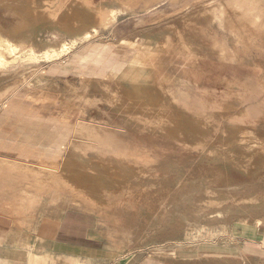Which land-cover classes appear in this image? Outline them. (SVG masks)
Returning <instances> with one entry per match:
<instances>
[{"label": "rangeland", "instance_id": "obj_1", "mask_svg": "<svg viewBox=\"0 0 264 264\" xmlns=\"http://www.w3.org/2000/svg\"><path fill=\"white\" fill-rule=\"evenodd\" d=\"M55 1L64 6L71 0ZM85 1L99 11L101 8V12L123 5L129 9L118 13L113 22L99 28L87 40L77 41L59 57L34 62L32 73L0 100V183L4 198L12 194L20 203L36 201V207L29 209L35 211L36 216L45 213L54 218L63 212L88 215L97 220L104 244L119 255L135 251L154 253L164 264H187L186 258L203 248L210 252L236 253L242 245L261 238L264 207L250 215H224L187 201L186 204L176 203L160 218L145 212L141 204L136 205L129 216L107 211L102 215L98 206L73 199L58 183L35 188L26 184L29 168L58 166L64 158L70 157L68 147L78 121L106 129L115 140L138 152L141 158L138 162H142V157L168 156L177 161L183 155L197 158L196 152L178 150L174 141L134 126L128 116L110 104L95 102L96 92L92 87L95 80L130 60H139L149 67L156 82L169 87L176 96L187 94L188 106L195 109L204 101H227L234 92L251 98L253 109L239 121L264 133V120L256 116L257 106L264 102V35H251L247 31L234 33L220 20H215L207 32L217 35L232 56L221 58L205 49L202 50L205 55L191 56L178 51L175 17L188 11L197 0ZM64 9L65 6L60 10ZM34 34L37 37L31 42L44 47L71 40L66 31L50 26L36 27ZM148 34L154 37L156 48L144 56L139 44ZM21 65L14 64L10 69ZM11 80L13 77L0 81V87ZM169 113L174 115L175 111ZM9 156L14 159H8ZM201 167L204 168L197 171L187 164L184 169L194 178L218 172L239 177L228 163L212 165L210 162ZM242 183H247V179L242 178ZM175 186L176 179L171 181L170 188ZM109 198L114 200L112 196ZM47 200L50 207L37 206Z\"/></svg>", "mask_w": 264, "mask_h": 264}, {"label": "bare ground", "instance_id": "obj_2", "mask_svg": "<svg viewBox=\"0 0 264 264\" xmlns=\"http://www.w3.org/2000/svg\"><path fill=\"white\" fill-rule=\"evenodd\" d=\"M49 1L0 0V81L13 77L0 87V100L32 73L34 62L59 57L129 9L123 5L101 12V8L99 11L85 0H71L61 11L64 6L60 1ZM175 18L179 52L198 56L205 55V49L230 59L231 51L207 28L220 20L231 32L264 35V0H197ZM46 26L66 31L70 42L59 41L46 47L31 42L36 36L34 29ZM139 48L141 55L148 56L156 48L154 37L144 36ZM18 63L23 65L10 69ZM92 87L95 102L110 104L128 116L134 126L174 141L178 150L196 152L197 158L183 155L177 161L168 156L142 157L138 162V152L115 140L106 129L78 121L68 147L70 157L58 166L29 168L26 184L35 188L58 183L73 199L98 206L102 215L107 211L129 216L141 204L145 212L160 218L176 203L187 201L224 215H250L264 207V133L239 121L253 109L251 98L234 92L227 101H204L195 109L188 106L187 94L176 96L169 87L157 83L153 71L139 60L113 67ZM170 111H175L174 115ZM256 116L264 120V102L257 106ZM210 162L228 163L239 177L218 172L194 178L184 169L191 164L198 171ZM242 178L247 183H242ZM174 179L176 186L171 189Z\"/></svg>", "mask_w": 264, "mask_h": 264}, {"label": "crops", "instance_id": "obj_3", "mask_svg": "<svg viewBox=\"0 0 264 264\" xmlns=\"http://www.w3.org/2000/svg\"><path fill=\"white\" fill-rule=\"evenodd\" d=\"M2 186L0 183V264H164L154 253L119 255L104 244L97 220L88 215L63 212L54 218L45 213L36 216L29 210L36 207V201L20 203L12 194L4 198ZM49 204L47 200L37 206ZM201 250L188 256L187 264H264V234L236 253Z\"/></svg>", "mask_w": 264, "mask_h": 264}]
</instances>
